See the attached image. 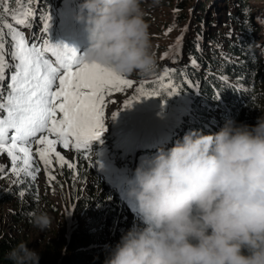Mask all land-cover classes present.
Segmentation results:
<instances>
[{
    "label": "clouds",
    "instance_id": "obj_1",
    "mask_svg": "<svg viewBox=\"0 0 264 264\" xmlns=\"http://www.w3.org/2000/svg\"><path fill=\"white\" fill-rule=\"evenodd\" d=\"M145 0H83L76 17L89 47L84 59L122 76L156 66ZM139 222L105 264H264V116L255 125L228 120L219 132L193 130L142 162L127 193ZM45 231L52 218L34 212ZM12 264H40L24 242Z\"/></svg>",
    "mask_w": 264,
    "mask_h": 264
},
{
    "label": "trees",
    "instance_id": "obj_2",
    "mask_svg": "<svg viewBox=\"0 0 264 264\" xmlns=\"http://www.w3.org/2000/svg\"><path fill=\"white\" fill-rule=\"evenodd\" d=\"M2 2L0 0V6ZM34 3H38V5ZM211 3L201 1L199 7V1L196 0H180L178 2L172 26L181 28V31L186 28L182 32L183 41L168 61L159 57L161 51L154 53L157 63L153 73L141 75L138 82L144 86L145 91L153 88L155 91L161 90L165 93L167 82L158 78L164 75L165 69L170 70V76L167 79L179 91L177 100L186 104V108L178 113L175 121L169 123L170 132L179 129L182 131V135H176L174 144L186 133L193 130L200 131L203 134H213L219 132L223 127V125L216 127V131L207 128L205 117L206 114H210V103L205 104L204 100L206 98L202 95L211 96V94L220 93L222 97L236 96L229 101L233 105L232 116L230 119L224 118L223 124L228 120H235L237 123L255 125L257 119L261 117L260 112L264 115L262 95L259 94L264 73V58L255 53L254 44L256 41L253 36L254 31L259 29L258 24L260 23L253 21L248 16L249 13H247L246 8L239 7L242 4L239 0L233 2L230 0H214L216 5L213 9ZM53 4V0H43V2L34 0L31 5L22 4L20 0H6L5 7L9 10L11 7L18 9L19 7L20 9L31 8L32 11L39 7L40 16L43 18L47 13L51 14ZM76 4V7L81 5L79 2ZM170 4L168 3V5ZM226 6L233 10V14L230 13L229 16L231 20H234L235 29L222 25L218 32L215 28L207 31L206 28L211 27L214 23V15ZM190 7L199 8L192 11L191 15V11L189 12ZM0 9L2 8L0 7ZM226 24L230 25L228 22ZM226 28L231 30L226 32ZM162 52L165 51L162 49ZM227 80L247 85V91H243L239 86L232 87L231 83L226 82ZM227 102L223 98L220 104ZM123 115L115 125V131L122 133V137L117 142L118 146L119 144L125 145V143L133 145V152L140 144L149 140L152 134L160 133L159 129L152 132L155 128L150 129L147 121L149 119L148 114L145 112V122L142 125H136L133 120L128 119L129 113ZM99 142V150L104 155L107 163L102 162L98 165L90 147L93 159L88 158L83 151L76 150L78 157V162L75 163L76 167L70 169L65 165L62 170L72 184L79 186L75 197L76 212L87 210L91 204L97 201L87 191L86 180L91 179L96 186L102 187V193L96 194L95 197H98V201L104 197V201L100 204L105 203V206L100 212L102 214L93 219L95 223L102 222V227L101 225L96 227L89 223L78 226L70 234L65 251L60 259L40 264H105L111 250L123 236L117 230L116 225L127 210L126 207L130 199L127 193L131 182L134 180L136 168L143 162L141 156H148V154L139 155L136 162H127L128 160L120 157V155L119 157L114 155L113 150H111L112 145H109L110 142L107 138H101ZM127 149L129 150V147ZM110 155L112 156L109 157ZM6 178L4 181H6ZM22 178L25 180L24 184H14L17 188L21 187L18 189L19 192L23 190V197L27 200L38 199L39 192L35 181L29 182V178ZM76 178L77 181L75 182ZM80 186H85L84 193ZM96 186L95 188H97ZM10 198H12V193L4 196L0 195V206ZM34 206L30 203L22 204L21 209L17 210L15 214L16 219L24 221V223L28 222L26 220H31V212L34 211ZM134 216L136 217L135 214ZM104 231L109 234V237L103 234ZM19 243V238L2 231L0 223V264H12V261L8 259V253Z\"/></svg>",
    "mask_w": 264,
    "mask_h": 264
},
{
    "label": "snow or ice",
    "instance_id": "obj_3",
    "mask_svg": "<svg viewBox=\"0 0 264 264\" xmlns=\"http://www.w3.org/2000/svg\"><path fill=\"white\" fill-rule=\"evenodd\" d=\"M20 2L31 5L34 0ZM35 15L31 8L23 9L9 22L0 14V154L10 157L9 171L20 178L13 183L24 184L22 177L35 181L42 162L51 185L56 180L52 174L53 159L60 168L76 167L57 146L72 147L93 159L91 142L99 140L106 131V98L133 88L134 82L108 66L87 63L75 48L52 44L45 38L51 21L48 13L43 17L42 35L26 38L17 26L28 27V18ZM169 76L170 70L165 69L158 79L167 82V95L174 96L179 91L167 79ZM153 96L161 93L145 91L141 85L138 95L123 106L131 107L141 97ZM219 96L217 93L216 98ZM117 115L112 114L113 118ZM4 174L0 168V176ZM19 194L22 196L23 190Z\"/></svg>",
    "mask_w": 264,
    "mask_h": 264
},
{
    "label": "rangeland",
    "instance_id": "obj_4",
    "mask_svg": "<svg viewBox=\"0 0 264 264\" xmlns=\"http://www.w3.org/2000/svg\"><path fill=\"white\" fill-rule=\"evenodd\" d=\"M179 1L180 0H145L143 5L146 12L145 18L150 25L152 52L154 54L161 51L159 57L162 59L165 58L167 61L173 56V51L175 48L182 43V32L186 30V28H183V31H181V28L172 26ZM196 1H199V7L201 6V1L204 3L212 2V9L216 5L214 0ZM230 1L233 2L234 0ZM239 1L242 3L239 5V7L246 8L247 13H249L248 16L253 21L260 23L258 24L259 29L252 33L256 41L254 44V48L256 50L255 53L264 58V0ZM168 3L171 4L168 5ZM54 4H56L55 12H51L50 14V28L48 32L45 33V35L50 33L51 30H57L63 26H66V28L69 29L71 26H77L78 23L76 17L80 10L71 7V5H76L75 1H72L69 4H64L63 0H56V3L54 2ZM193 8L194 7L189 8L191 15L192 11L198 9ZM228 8V6H226V8L222 7V9L214 15V23L211 27H209L210 29L206 28L207 31L215 28L218 32L222 25L225 27H233L232 29H235V26L233 25L234 20H231L229 16L230 13L233 14V10L232 8ZM19 11H17L15 14L9 12V18L7 14L4 16V18L9 19V22H13L11 20V16L19 15ZM38 14L40 13H37L35 17L28 19V27L25 28L23 26H17L25 33L26 38H32L33 34H35L37 37L42 35L41 26L44 23V20L41 16H37ZM226 22L230 23V25H227ZM169 29L172 30L169 32ZM229 30L231 29H225L226 32ZM5 38L7 39V33H5ZM6 46L10 48V44ZM162 49L165 52H162ZM140 77L141 75L137 74L125 76V78L131 79L134 82V87L126 88L124 91L117 92L110 98H106L109 101L105 109L106 119L104 124L106 131L101 136V138H107L108 142H110L109 145H112L111 150H113L115 156L119 157L120 155V157L125 158L130 162H136L137 157L142 152L145 153L149 148H157L170 141H172V143L169 145V149L173 147L176 138H169L172 134L167 131L169 130V123L174 122L178 116V113L182 112L186 108V104L183 101H178L175 95L168 96L167 90L165 93L159 90V92H161V97H141L139 100L133 102L132 107L125 108L123 105L128 100L134 99L138 95L140 89L139 87H141V84L138 83L140 81ZM4 84L6 87L7 80L4 81ZM151 91L155 90L150 88L148 92ZM259 94L262 95L261 100L264 106V73L262 75V84L260 85ZM111 101H115V103H112ZM115 112H117L118 115L113 118L112 114ZM144 112L148 114L149 119L147 121L149 122L150 129L153 130L155 128L152 132H155L159 129L160 133L152 134L149 140L140 144V146L133 152V145H128L125 143L126 146L122 144H119L118 146L117 142L118 139L122 137V133L115 131V125L120 120L122 114L125 115L129 113L128 119L133 120V123L136 125H142L145 122ZM260 113L261 117L264 116L262 112ZM211 128L214 130V125H211ZM99 140L92 141L90 146L94 154V158L98 162V165L102 162L107 163L104 155L99 150ZM127 147H129V150ZM35 148L36 146L34 145L33 152H35ZM57 150L60 151L69 162L74 164L78 162L77 151L74 148L70 147L69 149H63L58 145ZM111 156L112 155L109 157ZM39 166L40 171L37 174V179L35 180V185L39 192V198L27 200L23 197V195L21 196L19 194L20 192L18 189L21 187L17 188L14 185L15 183H13L14 180L20 178H17L9 171L12 167L10 157H8L6 153L0 154V168H2L5 173L3 176H0V195L4 196L12 193V198H10L7 202L2 203L0 206V223L3 232L11 233L13 236L19 238L20 243L24 242L29 248L35 249L40 255V263H43L60 259L61 255L65 251L70 234L78 226H84L89 223L95 225L96 227H98V225H101L102 227V222L95 223L93 222V219L102 214L100 212L102 208H104L105 203H100H102L105 198L103 197L98 201V197H95V195L102 193V187L96 186L95 182H93L91 179H88L86 180V185H88L87 191L92 195L90 196L97 199V201L91 204L87 210L76 212L75 197L77 196L79 186L72 184L66 175H64L62 168L56 164L55 159H53L54 171L52 174L56 176V180L52 181L51 185L49 184L48 173L45 170L43 163L39 162ZM5 178L6 181H4ZM76 181L77 178L75 182ZM95 186L97 188H95ZM80 187L84 193L83 189L85 186ZM25 203H30L32 206L35 205L34 211L31 212V215L34 212L47 213L52 218L51 227L45 231H41L40 229L34 227L30 220H26L28 222L24 223V221H19L16 219L15 214L17 210L21 209V205ZM138 222L139 221L136 220V217L133 215V213L126 210L125 214L121 217L120 221L116 225L117 230L121 233V235H124L134 224ZM103 234L109 237V234L106 231H104Z\"/></svg>",
    "mask_w": 264,
    "mask_h": 264
},
{
    "label": "bare ground",
    "instance_id": "obj_5",
    "mask_svg": "<svg viewBox=\"0 0 264 264\" xmlns=\"http://www.w3.org/2000/svg\"><path fill=\"white\" fill-rule=\"evenodd\" d=\"M215 96H216V95H215ZM230 97H236V96H230ZM170 137H173V138H174V137H176V136H170Z\"/></svg>",
    "mask_w": 264,
    "mask_h": 264
}]
</instances>
